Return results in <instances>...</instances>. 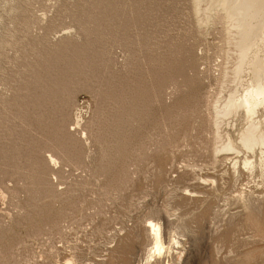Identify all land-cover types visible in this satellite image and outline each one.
I'll return each mask as SVG.
<instances>
[{
  "label": "rangeland",
  "instance_id": "obj_1",
  "mask_svg": "<svg viewBox=\"0 0 264 264\" xmlns=\"http://www.w3.org/2000/svg\"><path fill=\"white\" fill-rule=\"evenodd\" d=\"M216 3L0 0V264H264L254 82Z\"/></svg>",
  "mask_w": 264,
  "mask_h": 264
},
{
  "label": "bare ground",
  "instance_id": "obj_2",
  "mask_svg": "<svg viewBox=\"0 0 264 264\" xmlns=\"http://www.w3.org/2000/svg\"><path fill=\"white\" fill-rule=\"evenodd\" d=\"M201 1H203V0H194L195 3H198ZM209 1H210L211 5H213V6L216 2L223 3V5L221 4V6H223L226 17L233 19V21H232L233 24L231 25V27L235 28L236 31L238 32V35L235 33L236 36H239V37H238V41L234 47H235V50H237V55H238L237 58H239V60H238V63L236 64V68L233 72V75H235L236 73H243L244 71H247V72L249 71L250 76H249L248 81L254 82V84H252L253 86H251L250 89H247L245 94H243L238 99L239 103L237 105L239 108V112L242 113L241 115H243L244 120L247 123V124H245V126H246L245 130L240 134L241 136H239L240 137L239 147L242 149H245L247 152H253L254 149L258 147L260 150V154L262 156H264V152H262L264 149V131H261L262 130L261 124H263L264 121L258 122V124H257V122L255 123V116L258 115L260 108L264 104V83L262 82V80L264 78V59H263L264 57L261 56L262 53H264V0H209ZM229 18H227V19H229ZM250 19H254V20L260 19V21L262 23V25L259 28L260 29V31H259L260 37L258 35V37L260 38V39L259 38L258 39L260 41H257V43L261 42V44H259L260 47L258 45H256L257 43L255 44L256 46L259 47L260 52H261L260 54L258 53L259 51H256V50L252 53L251 52L252 48L249 49L246 47V44H248L247 40L252 38L253 35H255L254 33H256L255 31L257 30V29H255V27H247L246 26L247 25L246 21H248V20L250 21ZM258 22L259 21H257V23ZM245 23H246V25H245ZM252 39H254V37ZM252 39H251V41H252ZM253 42H254V40H253ZM249 46H251V45H249ZM254 48H256V47H254ZM250 53H251V55H250ZM233 75H232L231 79L233 78ZM226 111L227 110L224 109V110H220V112H217V113L223 115L226 113ZM219 118H221V117H219ZM218 122L219 121L216 122L217 125H218ZM221 148L222 149L227 148V149L232 150V151H237V148L234 147L231 143L228 145H224ZM238 150H239V148H238ZM262 163H264L263 159H262ZM242 164L244 166L252 167L251 162H249V160L247 158L244 159ZM148 231L150 232L149 234L151 235L150 238H151L152 243H153V250L155 251V253H157V255H159V257H160V254L164 250L165 251L166 250L170 251L171 249L174 250L175 248H177V247H175L176 245H180L179 241H176V239H171L167 242V244L165 246L164 245L165 243L163 244V242H162L160 227L157 224L153 223V221L150 222ZM149 254H151V253L147 252L146 261L144 264H148V261L151 258H153V256L149 255Z\"/></svg>",
  "mask_w": 264,
  "mask_h": 264
}]
</instances>
